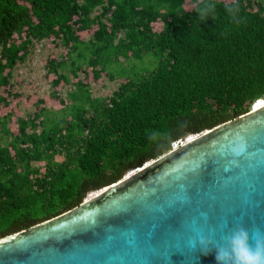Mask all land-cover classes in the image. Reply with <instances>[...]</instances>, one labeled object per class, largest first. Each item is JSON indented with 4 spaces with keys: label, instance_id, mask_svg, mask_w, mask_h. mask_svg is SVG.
<instances>
[{
    "label": "trees",
    "instance_id": "1",
    "mask_svg": "<svg viewBox=\"0 0 264 264\" xmlns=\"http://www.w3.org/2000/svg\"><path fill=\"white\" fill-rule=\"evenodd\" d=\"M44 41L66 49L45 63L59 107L39 99L18 115L13 71ZM121 59L135 60L130 71ZM67 71L74 90L63 99ZM103 78L120 83L92 97L90 81ZM261 100V0H0V239L77 207L173 142Z\"/></svg>",
    "mask_w": 264,
    "mask_h": 264
},
{
    "label": "water",
    "instance_id": "2",
    "mask_svg": "<svg viewBox=\"0 0 264 264\" xmlns=\"http://www.w3.org/2000/svg\"><path fill=\"white\" fill-rule=\"evenodd\" d=\"M246 149L231 166L230 142ZM264 234V104L196 136L77 207L0 239V264H216L194 242Z\"/></svg>",
    "mask_w": 264,
    "mask_h": 264
},
{
    "label": "rangeland",
    "instance_id": "3",
    "mask_svg": "<svg viewBox=\"0 0 264 264\" xmlns=\"http://www.w3.org/2000/svg\"><path fill=\"white\" fill-rule=\"evenodd\" d=\"M264 2V0H261ZM92 31H89L91 33ZM85 33H82V37ZM88 38V37H87ZM86 38V39H87ZM66 52L62 46H54L51 42H41L35 49L28 55L25 62L18 65L13 71L12 77V92H19L22 94L18 100L12 102L11 107L19 102L14 108L15 113L18 115H28L35 110V103L37 100L42 99L46 101V104L56 108L59 107L57 100L49 98V93L52 90L50 80L52 77H46L45 63L52 58V56L59 57L60 54ZM122 66L126 68V71H130V67L135 64V60L124 61L120 60ZM138 64V63H136ZM70 83L63 87L60 97L65 99L66 90H74V79L72 73L67 71ZM80 77H83L82 73H79ZM86 81L91 80L90 76L84 77ZM92 87V97L106 98L110 96L114 90H116L120 79L114 78L109 80L103 78L97 82L90 81ZM264 102V100H261ZM34 103V104H33ZM258 103V102H257ZM41 107V106H40ZM4 111L3 109L1 112Z\"/></svg>",
    "mask_w": 264,
    "mask_h": 264
},
{
    "label": "clouds",
    "instance_id": "4",
    "mask_svg": "<svg viewBox=\"0 0 264 264\" xmlns=\"http://www.w3.org/2000/svg\"><path fill=\"white\" fill-rule=\"evenodd\" d=\"M237 11L238 9L235 6L227 7V12L233 19L236 18ZM212 13V6H205L199 13L200 19L206 20ZM155 136L156 133L153 132L149 138L154 139ZM245 149L246 144L240 136L235 137L230 142L229 152L232 159L229 164L231 166L238 165L237 158L245 152ZM197 245L205 255L214 249L216 264H264V234L259 230L255 233L254 241L250 238L249 232L245 228L236 227L230 230L226 242L223 244H216L207 237H200L198 241L194 242V246Z\"/></svg>",
    "mask_w": 264,
    "mask_h": 264
},
{
    "label": "built area",
    "instance_id": "5",
    "mask_svg": "<svg viewBox=\"0 0 264 264\" xmlns=\"http://www.w3.org/2000/svg\"><path fill=\"white\" fill-rule=\"evenodd\" d=\"M185 142H186V139H184V140H178V141L173 142L171 144L172 150L173 149H177L178 147H180L181 145H183Z\"/></svg>",
    "mask_w": 264,
    "mask_h": 264
},
{
    "label": "bare ground",
    "instance_id": "6",
    "mask_svg": "<svg viewBox=\"0 0 264 264\" xmlns=\"http://www.w3.org/2000/svg\"><path fill=\"white\" fill-rule=\"evenodd\" d=\"M263 104H264V102H259V103L256 104V107H259V106H261Z\"/></svg>",
    "mask_w": 264,
    "mask_h": 264
}]
</instances>
